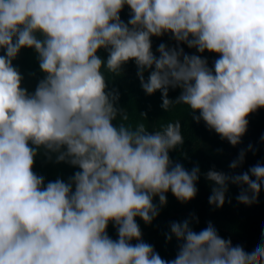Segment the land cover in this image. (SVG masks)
Wrapping results in <instances>:
<instances>
[{"label": "clouds", "instance_id": "clouds-1", "mask_svg": "<svg viewBox=\"0 0 264 264\" xmlns=\"http://www.w3.org/2000/svg\"><path fill=\"white\" fill-rule=\"evenodd\" d=\"M164 36L173 43L154 52L153 38ZM25 49L41 73L31 92L14 64ZM205 53L217 57L211 66ZM129 62L143 92L161 94L165 113L184 106L238 146L249 117L264 109V0H0V264H264V233L246 251L211 222L195 231L194 214L169 224L174 258L143 240L137 220L151 225L169 192L192 201L201 170L170 157L185 143L179 121L151 131L129 123L109 87ZM245 156L231 173H203L213 208L225 205L229 185L238 203H258L264 164L237 174ZM38 157L77 171L46 182L34 170Z\"/></svg>", "mask_w": 264, "mask_h": 264}, {"label": "trees", "instance_id": "trees-1", "mask_svg": "<svg viewBox=\"0 0 264 264\" xmlns=\"http://www.w3.org/2000/svg\"><path fill=\"white\" fill-rule=\"evenodd\" d=\"M128 13L129 10L125 8L121 13V19ZM162 42L169 45L173 43L168 36L160 39L153 38L154 52ZM185 51L194 52V50L187 49L186 46ZM99 54L106 57L104 52ZM204 55L208 58L210 66L217 58L208 53ZM14 64L24 77L41 78L36 56L32 50H23ZM29 73H35V76H30ZM136 73L135 63L129 62L121 77L109 76V87L119 90V104L128 110L131 123L144 122L149 127L154 122L159 127L162 123L179 121L182 125L185 143L182 148L171 152L170 157L173 161L182 163L187 170H191L196 165H199L201 170V176L196 185L197 195L192 201L181 204L170 192V194L168 193L166 207L161 209L159 216L154 220L159 224V228L155 234H152L149 244L154 246L163 259L174 258L177 252V241L175 238L171 242L165 240V233L169 231V224L174 220L182 221L194 214L199 220L198 224H193L195 231L205 228L208 222H211L221 237L230 238L233 245L240 244L246 251H252L261 241V234L264 233V186H262L258 203L245 206L237 202L236 197L239 194V188L235 185H229L226 203L222 208L217 209L208 203L211 185L204 178L203 173L212 168L231 173L229 165L237 158L242 149L246 151L245 163L236 170L237 174L246 172L258 162L264 164V140L261 139L264 137V109L249 117L248 130L242 137V142L233 147L227 141L221 140L215 132L209 131L203 122L196 124L192 120L190 110L186 107L177 106L165 113L160 107L162 103L161 94L157 92L152 96L146 95L140 87ZM177 95H179V90H170V98L174 99ZM140 113H146L147 118L141 117ZM250 144L255 149L254 153L247 151ZM34 170L43 175L46 182L54 180L42 169L35 166ZM108 234L113 239L117 238L112 225H109Z\"/></svg>", "mask_w": 264, "mask_h": 264}, {"label": "rangeland", "instance_id": "rangeland-1", "mask_svg": "<svg viewBox=\"0 0 264 264\" xmlns=\"http://www.w3.org/2000/svg\"><path fill=\"white\" fill-rule=\"evenodd\" d=\"M128 17H129V13L125 14L124 17L122 18V20H124L126 22L128 20ZM38 79L39 78L25 76L23 86L26 87L30 92L34 91V88H35V85H36ZM129 123H131L130 120H129ZM131 124L133 126H135V124H133V123H131ZM153 126H156V124L154 122L151 123L149 126L150 131L152 130ZM35 166H36V168H38V169L40 168L43 171H45L48 174V176H50L54 180L57 177H61L65 180H67V178L69 176H71L75 171H77V169H74V168H72L66 164L47 163L43 160L42 157L37 158ZM174 221H178V220H174ZM137 222L140 225V228L142 230L143 240L146 243H149L150 239L152 237V234H155L156 230L159 228V224L156 221H153V223L151 225H145L139 219L137 220Z\"/></svg>", "mask_w": 264, "mask_h": 264}]
</instances>
